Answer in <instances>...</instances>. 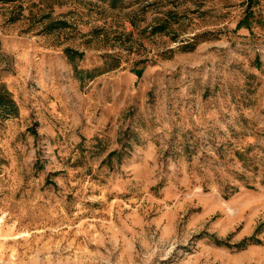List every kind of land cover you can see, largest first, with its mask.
Instances as JSON below:
<instances>
[{
    "label": "rangeland",
    "instance_id": "obj_1",
    "mask_svg": "<svg viewBox=\"0 0 264 264\" xmlns=\"http://www.w3.org/2000/svg\"><path fill=\"white\" fill-rule=\"evenodd\" d=\"M0 87V264H264V0H0Z\"/></svg>",
    "mask_w": 264,
    "mask_h": 264
},
{
    "label": "trees",
    "instance_id": "obj_2",
    "mask_svg": "<svg viewBox=\"0 0 264 264\" xmlns=\"http://www.w3.org/2000/svg\"><path fill=\"white\" fill-rule=\"evenodd\" d=\"M254 0H248V4L252 3ZM138 76L140 73L137 74ZM0 107H2L7 112L15 111V106L13 101L9 98V95L5 89L0 87Z\"/></svg>",
    "mask_w": 264,
    "mask_h": 264
}]
</instances>
